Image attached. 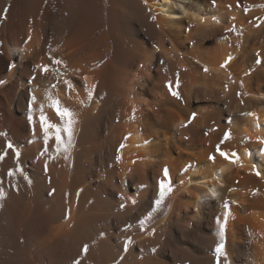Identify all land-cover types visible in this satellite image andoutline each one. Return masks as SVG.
<instances>
[{"label":"bare ground","instance_id":"1","mask_svg":"<svg viewBox=\"0 0 264 264\" xmlns=\"http://www.w3.org/2000/svg\"><path fill=\"white\" fill-rule=\"evenodd\" d=\"M260 5L0 0V264H264Z\"/></svg>","mask_w":264,"mask_h":264},{"label":"snow or ice","instance_id":"2","mask_svg":"<svg viewBox=\"0 0 264 264\" xmlns=\"http://www.w3.org/2000/svg\"><path fill=\"white\" fill-rule=\"evenodd\" d=\"M214 2H215V0H213V3H214ZM260 7H264V5H260ZM7 11H8V9L5 8V9H4V12L6 13ZM229 59H231V57H229ZM257 62H259V61H257ZM57 63H59V61H57ZM221 66L223 67V65H221ZM205 70H207V69H205ZM169 91H170L171 94H172L173 96H175L177 99H180L178 93L175 92V91H172V89H171L170 86H169ZM57 103H58V102L54 103V105H53L54 108H55V110H56V114H57L58 116H61V117H70V116H71V113L68 111V109L65 108V109L61 110V109L57 106ZM72 122H73V121L69 120V124H70V125H71ZM66 131L69 132V137H70V136H71L70 129H66ZM228 138H229V133L226 132V133H225V136H224V139H228ZM56 139H57L58 142L60 141V137H59V136H57ZM8 147L11 148L12 145L9 144ZM217 150L219 151V147L217 148ZM220 154H221L222 156H225V158H227V154H226V153L221 152ZM261 154L264 155V149H261ZM17 155H19V153H17ZM233 156H236V153H233ZM257 174L259 175V173H257ZM9 175H11V173H9ZM165 176H167V169H165ZM170 190H171V189H168V191H170ZM164 195H165V185H164L163 182H161V184H160V197H161V199L163 198ZM157 203H160V201L158 200ZM222 247H223V246H218L217 249H216V253H217V256H218V257H219L220 255L223 254V252H222ZM87 250H88V249H87V246H85L84 249H83V251L86 253ZM76 264H78V262H76Z\"/></svg>","mask_w":264,"mask_h":264}]
</instances>
